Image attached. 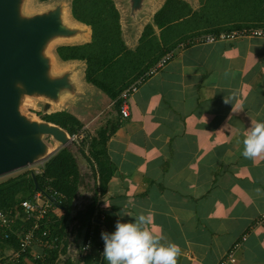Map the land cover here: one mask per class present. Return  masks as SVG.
Wrapping results in <instances>:
<instances>
[{"label": "crops", "instance_id": "crops-1", "mask_svg": "<svg viewBox=\"0 0 264 264\" xmlns=\"http://www.w3.org/2000/svg\"><path fill=\"white\" fill-rule=\"evenodd\" d=\"M186 43L131 96L128 118L102 95L109 102L97 129L108 121L117 128L106 145L114 174L100 212L109 235L133 223L161 245H178L177 264H220L246 234L234 264H264V225L250 229L264 215V154L241 155L243 138L264 121V38ZM82 119L92 133L95 120Z\"/></svg>", "mask_w": 264, "mask_h": 264}, {"label": "trees", "instance_id": "trees-1", "mask_svg": "<svg viewBox=\"0 0 264 264\" xmlns=\"http://www.w3.org/2000/svg\"><path fill=\"white\" fill-rule=\"evenodd\" d=\"M200 5L199 10L194 11L183 0H166L153 16L151 23L144 27L138 46L132 50L123 39L121 15L114 1L72 0V17L91 28V42L78 46L58 47L56 53L62 62H85L86 83L100 90L119 106L122 92L143 77L179 44L187 45L186 41L195 42L206 34L217 35L221 32L250 28L264 29V0H200ZM183 25L185 27L182 34H176ZM200 25L203 30H198ZM187 27L191 32L184 34ZM155 28L160 31L159 36L156 35ZM178 35V39L175 40ZM43 119L66 129L71 136L86 134L85 123L67 110L43 116ZM116 128L117 125L108 121L94 136L86 134L81 142L80 152L90 166L97 169L100 196L94 197L89 205L74 216V201L81 186V174L76 157L68 148L59 149L45 161L42 165V174L35 175L32 171H27L0 183V210L12 208L18 202L31 198L36 192V184L42 191L52 188L65 197L62 210L54 218V223L48 226L52 235L59 238L61 248L47 252L46 264H58L61 257H66L68 238L71 234L68 229L69 223L75 222L79 225V229L72 232H76L77 238H83V231L99 208L114 174L106 145ZM104 225L106 233L109 234L106 216ZM103 243L101 237L94 241L92 255L85 264H100L104 249L102 255H99L97 250ZM5 245L15 247L14 237ZM63 264L72 262L64 259Z\"/></svg>", "mask_w": 264, "mask_h": 264}, {"label": "water", "instance_id": "water-1", "mask_svg": "<svg viewBox=\"0 0 264 264\" xmlns=\"http://www.w3.org/2000/svg\"><path fill=\"white\" fill-rule=\"evenodd\" d=\"M33 1L0 0V178L44 164L67 148L70 133L43 116L63 112L66 103L77 104L88 95L85 62H62L56 49L90 43L91 28L73 19L72 0H54L43 10L31 9ZM165 1L115 3L127 47L136 44L130 48L136 49ZM104 259L105 254L100 264Z\"/></svg>", "mask_w": 264, "mask_h": 264}, {"label": "built area", "instance_id": "built-area-1", "mask_svg": "<svg viewBox=\"0 0 264 264\" xmlns=\"http://www.w3.org/2000/svg\"><path fill=\"white\" fill-rule=\"evenodd\" d=\"M248 38H264V29L250 28L240 29L231 32H221L217 35L206 34L195 40L197 43L211 44L216 42H229ZM185 45L182 44L181 47ZM172 58L169 53L158 62L156 66L150 69L143 77L125 89L120 95V114L123 118L130 116L129 99L137 92L139 86L148 78L156 74ZM86 135V134H85ZM84 133L71 136V144L81 147L84 139ZM41 164L38 169L32 171L35 175L42 174ZM81 174V186L77 198L74 201V213L84 209L89 205L94 197L99 194V176L95 166L89 163L79 166ZM86 192L83 206H78L80 197ZM65 197L58 191L48 188L47 191L38 190L34 195L26 200L18 202L14 207L0 210V264H46L47 252L59 250L61 242L58 237L53 236L48 228L54 223V218L62 210V204ZM77 207V211L76 210ZM105 215L100 212V204L95 215L90 219L88 227L83 231V238H77L74 229H79L77 223H69L68 229L71 233L68 238L66 257H61L58 264H63L64 259H69L72 263L79 261L85 264L88 257L92 255V246L94 241L101 237V233H106L104 225ZM264 225V215L257 219L250 228ZM86 236V238H84ZM14 237L15 247L5 245ZM247 234L241 241L237 242L232 249L226 254L225 259L220 264L236 263L235 254L242 244L246 242ZM38 248V250H36ZM105 244L99 247L97 253L102 255Z\"/></svg>", "mask_w": 264, "mask_h": 264}, {"label": "clouds", "instance_id": "clouds-1", "mask_svg": "<svg viewBox=\"0 0 264 264\" xmlns=\"http://www.w3.org/2000/svg\"><path fill=\"white\" fill-rule=\"evenodd\" d=\"M245 158L264 154V121H258L242 140ZM141 223L147 224L149 218L141 214ZM104 241V254L108 264H177L180 248L174 243L161 245L160 236L149 230H141L137 224L117 223L111 235L101 233Z\"/></svg>", "mask_w": 264, "mask_h": 264}, {"label": "rangeland", "instance_id": "rangeland-1", "mask_svg": "<svg viewBox=\"0 0 264 264\" xmlns=\"http://www.w3.org/2000/svg\"><path fill=\"white\" fill-rule=\"evenodd\" d=\"M55 1H57V0H55ZM70 1L71 0H67L68 3ZM112 1H114L115 3H118L121 0H112ZM53 2H54V0H45V1L34 0L33 6L31 7V9L43 10V9L47 8L48 6H51L53 4ZM184 27H185V25L180 26L179 27L180 31H177L176 34H179V35L182 34V30L184 29ZM198 30H203L202 25H200ZM189 32H191V31H189V27H187V31L184 34H187ZM155 33L158 36L160 35V31L157 28H155ZM167 34H169V33H167ZM179 35L175 37V40L178 39ZM135 46H136V44L133 46H130V48H134ZM56 47L57 46H55L53 48V50H55ZM89 86L90 85H88L87 89H86V91L88 93V95L86 97H82L81 101L77 104L66 103L64 106V109L69 111L71 114L75 115L78 119H82L83 116H85V117L88 116L89 117V123L94 119L95 122L93 123L92 133H90L89 130H87V133L85 132L87 134L86 136H94L95 133L101 128L100 127L99 129H97V126L99 125V123L102 124V120H101L102 118L97 120L96 117L98 116L99 112H101L102 110L105 109L109 100H107V97L104 99L105 95H104V97H102L103 93L100 90H98L94 86H90V87ZM89 105H90V107H89ZM87 114H89V115H87ZM82 121L84 122L83 119H82ZM95 129H97V130L94 133ZM67 148L70 149L74 153V155H77V156L79 155V152H80L79 147L73 146V144H69ZM38 166H40V165L32 166V167L26 168L24 170L10 174L8 176L2 177V178H0V183H3V182H5L11 178H15L18 175H21L27 171H35L36 169H38Z\"/></svg>", "mask_w": 264, "mask_h": 264}]
</instances>
